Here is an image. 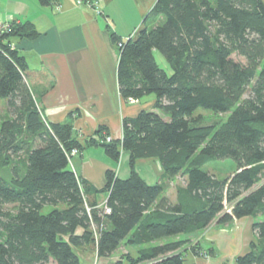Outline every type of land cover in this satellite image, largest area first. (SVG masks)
Wrapping results in <instances>:
<instances>
[{
	"label": "trees",
	"instance_id": "16d2710c",
	"mask_svg": "<svg viewBox=\"0 0 264 264\" xmlns=\"http://www.w3.org/2000/svg\"><path fill=\"white\" fill-rule=\"evenodd\" d=\"M38 1L44 6L58 0ZM37 36L30 21H11L0 30V99L6 100L0 118V264H84L77 249L93 247L110 257L125 242L142 247L112 264H195L176 236H194L214 220L230 223L264 208L262 0H158L135 36L112 34L121 52V95L136 100L154 94L157 100L154 108L124 120L122 139L108 142L106 128H99V144L113 160L130 152L131 173L121 178L108 170L101 189L76 174L68 154L97 141L82 143L71 123L45 120L26 79V57L12 46L13 38ZM157 51L171 73L159 66ZM200 108L228 117L209 122L196 114ZM150 158L167 176L185 178L176 200L164 194L168 184L147 183L138 173L137 161ZM227 158L237 168L227 178L203 169ZM99 193L108 194L111 213H104ZM46 206L51 211L44 212ZM253 229L258 240L237 264H264V219ZM193 252H203L199 242Z\"/></svg>",
	"mask_w": 264,
	"mask_h": 264
},
{
	"label": "crops",
	"instance_id": "0c3cea01",
	"mask_svg": "<svg viewBox=\"0 0 264 264\" xmlns=\"http://www.w3.org/2000/svg\"><path fill=\"white\" fill-rule=\"evenodd\" d=\"M98 1L102 10L99 14L91 4H78L76 0H58L44 6L38 0H0V25H9L11 21H30L36 25L39 36L13 38L12 46L26 57L29 67L26 79L45 120L71 123L74 135L82 143L87 138L97 141L75 154L71 165L82 180L101 189L106 186L108 170L121 178H128L131 173L130 152L123 151L117 161L113 160L99 144V128H106L112 140L122 139L124 120L154 108L157 100L152 95L136 100L121 95L118 74L121 52L112 34L122 40L137 34L158 0ZM136 168L150 184L159 182L162 176L160 162L152 158L139 159ZM96 197L102 204L108 194L99 193ZM233 223L211 224L201 231L198 241L203 251L211 248L215 253L206 257L203 252L196 255L187 246L186 259L195 264H237V257L250 250L252 237L244 219ZM77 231L83 232L81 228ZM125 250L132 253L134 248ZM77 252L84 264H92L95 256L99 264L120 259L116 253L99 256L89 247Z\"/></svg>",
	"mask_w": 264,
	"mask_h": 264
},
{
	"label": "rangeland",
	"instance_id": "374dc122",
	"mask_svg": "<svg viewBox=\"0 0 264 264\" xmlns=\"http://www.w3.org/2000/svg\"><path fill=\"white\" fill-rule=\"evenodd\" d=\"M76 2H77V0H76ZM83 4H87V3H83ZM100 12H102V10ZM100 12H97V13L99 14ZM133 35L135 36L136 33L133 34ZM118 47H119V44H118ZM155 56H156V61H158L159 66L162 69H164L166 72H170L171 73L170 63H169V61L166 60L164 55L161 52L157 51ZM149 95H152L154 97L156 96L154 94H148L147 96H149ZM147 96L144 97V98H147ZM5 103H6L5 99L4 100L0 99V118H1V116L3 117L5 115V111H6V104ZM196 114H201L209 122H215V121L223 122L228 117L227 113H225V114L216 113V112H212L210 110H206L204 108L203 109H201V108L198 109L196 111ZM108 142H110V141H108ZM17 160L22 161L23 157L18 158ZM203 169L214 173L216 176H218L221 179L227 178L228 176L232 175L237 170L236 162L233 159H231V158L216 159V160L207 162L203 166ZM161 172H162V176L159 178L158 181L160 183L168 184L167 185V189L165 190L164 194H168V196L172 200L174 198L176 199V197H177V193H176L177 192V188L179 186H183L185 184V178H183L181 175L167 176L164 171H161ZM262 181H264V177H263ZM51 209H52L51 206H46L44 208V212H49V211H51ZM241 219H244L245 223H247L246 226H247L249 234H251L252 241L253 240L257 241L258 240V236L254 232L253 225H254L255 221H263V219H264V208L261 211H259L258 214H256V215L242 217ZM236 220H240V219H234V220L230 221V223H220V222H218V220H214L211 224H216V226L221 224V226H224L225 224H234L233 222L236 221ZM201 231H203V230H201ZM201 231H199L198 234H196L194 236H185V235L176 236V238L180 239L181 241H183L185 243V245L181 247L183 251L186 252V248L185 247H187V246L189 248H191L192 251H193L194 246H196V244H197L196 242L198 241V238L201 236L199 234ZM176 238H170L168 240H171V239L172 240H176ZM132 247L134 248L132 253L136 254L138 249L141 248L142 246H137L135 244L130 245V244H127V242H125V243L121 244V246L117 249L116 254H120V258L122 256L126 255V254H132V253H126L127 250H125L127 248H132ZM250 247H251V245H250ZM89 248L94 249L93 247H89ZM95 252H97L96 249H95ZM212 252H214V251L211 248H209L207 250H204L203 254L206 257V255H210ZM96 258L97 257L95 256V259H93L91 261L92 264H99L98 263V258L97 259ZM112 263H114V261ZM49 264H54V262L51 261ZM143 264H145V262Z\"/></svg>",
	"mask_w": 264,
	"mask_h": 264
},
{
	"label": "built area",
	"instance_id": "2783aa9c",
	"mask_svg": "<svg viewBox=\"0 0 264 264\" xmlns=\"http://www.w3.org/2000/svg\"><path fill=\"white\" fill-rule=\"evenodd\" d=\"M77 2L79 4H83V3L91 4L92 7L94 9H96L97 12H100L101 11L98 0H77ZM5 27H7V24H1L0 25V30L2 28H5ZM105 139L107 141H111L112 140V137L110 135H107ZM78 152H79V150L77 148H73L72 151L70 153H68L69 154V158L71 159L75 154H78ZM101 206L103 207L105 214L111 213L112 209L107 206V203L106 202H104ZM93 230H95L96 233H97V230H96V226L95 225H93Z\"/></svg>",
	"mask_w": 264,
	"mask_h": 264
}]
</instances>
